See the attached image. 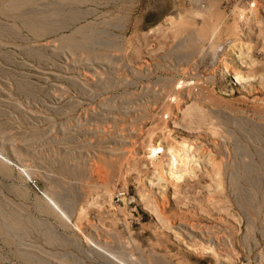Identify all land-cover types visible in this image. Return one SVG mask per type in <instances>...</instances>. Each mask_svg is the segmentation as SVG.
Listing matches in <instances>:
<instances>
[{"label":"rangeland","instance_id":"obj_1","mask_svg":"<svg viewBox=\"0 0 264 264\" xmlns=\"http://www.w3.org/2000/svg\"><path fill=\"white\" fill-rule=\"evenodd\" d=\"M200 3L0 0V264H264V0Z\"/></svg>","mask_w":264,"mask_h":264},{"label":"bare ground","instance_id":"obj_2","mask_svg":"<svg viewBox=\"0 0 264 264\" xmlns=\"http://www.w3.org/2000/svg\"><path fill=\"white\" fill-rule=\"evenodd\" d=\"M195 1V6H197L196 8H193V11L191 12V15L193 14L196 18H197V16L199 17L200 15H202L203 13H205V12H208L207 11V9H206V11L204 10V8H203V10H201V7H200V5H199V3H200V1L201 0H194ZM214 2V1H213ZM257 3V2H256ZM201 4V3H200ZM213 5V4H212ZM217 5V4H216ZM194 6V7H195ZM202 6V5H201ZM208 6H210V5H208ZM205 8H208V7H206L205 6ZM212 8H214V7H212ZM209 10V12H210V9H208ZM181 13V12H180ZM207 14H209V13H207ZM212 14V13H211ZM180 15H183V14H180ZM179 15V18L181 17ZM187 16H185V18L187 17L188 18V16L190 15V14H186ZM190 15V16H191ZM212 16V15H211ZM215 16V15H214ZM190 18V17H189ZM193 19H194V17H192ZM201 18V17H200ZM199 18V19H200ZM211 18V17H210ZM214 19V18H213ZM216 19V18H215ZM177 20V19H176ZM183 20V19H182ZM186 20V19H185ZM204 20V19H203ZM212 20V19H211ZM178 22V21H177ZM192 22V21H191ZM197 23V22H196ZM216 25V24H215ZM215 27V26H214ZM213 27V30L215 31L216 29ZM206 28V27H205ZM204 31H206V30H204ZM205 33V32H204ZM214 33H217V31H215V32H213V34ZM215 35V34H214ZM213 35V36H214ZM217 35H215L214 37L215 38H217V40L215 39V41H218V37H216ZM199 37H202V36H199ZM205 37H207V36H205ZM220 37V36H219ZM212 38V39H213ZM229 38V37H228ZM211 39V40H212ZM213 39V40H214ZM227 39V38H226ZM232 39V38H231ZM234 39V38H233ZM221 40V39H220ZM219 40V41H220ZM230 40V39H229ZM226 40H224V42H225ZM213 42V41H212ZM212 42H210L212 45H213V43ZM224 42H220L221 43V46H223L222 45V43L224 44ZM232 42V41H231ZM236 42V41H235ZM217 43V42H216ZM219 43V42H218ZM219 43V44H220ZM215 44V43H214ZM233 44V43H232ZM217 45V44H216ZM215 45V46H216ZM226 45V44H225ZM219 46V45H218ZM235 46V45H234ZM214 48V47H213ZM215 49V48H214ZM214 49H211V50H214ZM217 49V48H216ZM218 51V50H217ZM213 52V51H212ZM227 64H229V63H227ZM229 66V65H228ZM225 67H227V65L225 66ZM231 69V68H230ZM236 70L234 69V71L233 72H235ZM240 71V70H239ZM235 72V74H236V77H237V79H239V80H241V79H244V76H243V74H242V72ZM252 72H254L253 70H252ZM257 73V72H256ZM250 74V73H249ZM252 74H254V73H252ZM255 75V74H254ZM251 76V75H250ZM253 76V75H252ZM248 77V76H247ZM246 79V78H245ZM251 79V78H250ZM258 99V98H257ZM183 140H185V139H183ZM188 141V140H187ZM184 142H186V141H184ZM150 143H153V142H150ZM187 143V142H186ZM184 144V143H183ZM185 145H188V144H185ZM184 145V146H185ZM150 146H151V148H150V150L152 149V151H156L155 152V154L156 153H161V152H165L166 151V149H164L162 146H154V145H151L150 144ZM183 146V145H182ZM189 146H191L190 144H189ZM174 147V146H173ZM192 147V146H191ZM190 148V147H189ZM179 149V148H178ZM188 150V149H187ZM189 151H191V150H189ZM189 153V152H188ZM187 153V151L186 150H182V151H180V152H177V150H175L174 148H169V150L168 151H166L165 152V154L166 155H169V161H168V173H169V176H170V178L173 180V181H179V179L181 178L182 179V177H183V169H181V170H179V168H181V167H184V166H182V165H185V164H188V162H190V159H189V154ZM153 154V153H152ZM152 154H151V157H153L152 156ZM193 155V154H192ZM191 158V157H190ZM192 159V158H191ZM197 160V159H196ZM192 162V161H191ZM160 165V164H159ZM192 166V165H191ZM160 167V166H159ZM158 167V168H159ZM193 167V166H192ZM162 168V167H161ZM163 171L162 172H164V170L165 169H162ZM165 174L167 173V172H164ZM164 175V174H163ZM165 176V175H164ZM161 178V177H160ZM165 197V196H164ZM168 198V197H167ZM168 200L169 199H163V201L159 204V206H160V209H163V210H165V212L166 211H170V210H168L169 208V203H171V202H169L168 203ZM160 202V201H159ZM159 206H157L156 208H158ZM168 208V209H167ZM159 208H158V210H160ZM155 210H157V209H155ZM171 211H173V209L171 210ZM170 211V212H171ZM152 212V211H151ZM156 212L157 211H155V214H156ZM168 213V212H167ZM172 213V212H171ZM175 212H173V214H174ZM160 214V215H159ZM166 214V213H165ZM165 214H164V216H163V213L161 214V212H159L158 213V219L160 220V222H161V216H163V217H165ZM183 214V213H182ZM157 215V214H156ZM180 215V214H179ZM175 216H176V214H175ZM183 216V215H182ZM167 218V216L165 217V218H163V219H165V220H167L168 221V218ZM184 218V217H183ZM180 219V218H179ZM164 220V221H165ZM163 221V220H162ZM186 221V220H185ZM166 222V221H165ZM181 222H182V220H181ZM183 222H184V220H183ZM182 222V223H183ZM190 223V222H189ZM192 223V222H191ZM168 224V223H167ZM188 224V223H187ZM194 223H192V224H189L188 226H190V228L191 229H195L192 225H193ZM165 226V225H164ZM168 227V226H167ZM174 228V227H173ZM168 229V228H167ZM201 230V229H200ZM172 231V230H171ZM173 232H174V230H173ZM178 233V232H177ZM189 233V232H188ZM191 233V232H190ZM189 233V234H190Z\"/></svg>","mask_w":264,"mask_h":264}]
</instances>
